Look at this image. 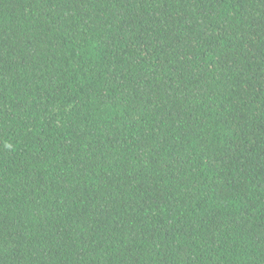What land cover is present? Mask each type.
Listing matches in <instances>:
<instances>
[{
  "label": "trees",
  "instance_id": "1",
  "mask_svg": "<svg viewBox=\"0 0 264 264\" xmlns=\"http://www.w3.org/2000/svg\"><path fill=\"white\" fill-rule=\"evenodd\" d=\"M0 264H264V0H0Z\"/></svg>",
  "mask_w": 264,
  "mask_h": 264
}]
</instances>
